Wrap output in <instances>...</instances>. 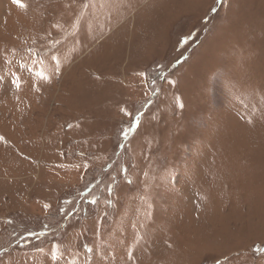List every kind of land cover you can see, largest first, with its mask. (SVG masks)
Here are the masks:
<instances>
[{
    "label": "rangeland",
    "instance_id": "obj_1",
    "mask_svg": "<svg viewBox=\"0 0 264 264\" xmlns=\"http://www.w3.org/2000/svg\"><path fill=\"white\" fill-rule=\"evenodd\" d=\"M43 222L53 241H16ZM262 246L264 0H0V264Z\"/></svg>",
    "mask_w": 264,
    "mask_h": 264
},
{
    "label": "trees",
    "instance_id": "obj_2",
    "mask_svg": "<svg viewBox=\"0 0 264 264\" xmlns=\"http://www.w3.org/2000/svg\"><path fill=\"white\" fill-rule=\"evenodd\" d=\"M129 136H130V133H128V132H126L124 134L120 132V136L119 137H121L120 139H122V138H128ZM122 151H123V149L121 147V144L120 143H117L115 153L116 154H120ZM111 163H113V161ZM101 177L102 176H96V177H94V179H92V181H87L89 183L87 184L86 188L82 192H79L78 193L76 199H81L83 196H85L87 194V192L89 190L93 189L101 181V179H100ZM64 201H65V199H63V200L61 199L60 205L57 208V213H59V214L67 206ZM75 221H78V220H75ZM50 223L51 222H43L39 226H34L35 228L32 231H36V234L31 235L30 238L31 239H35V241H39V240L45 239V238L48 239L46 241H53V240H49V239H54V236H52L51 234H49L52 231V226H51ZM61 225L62 226H67L63 222H61ZM54 233H56V232H54ZM61 233L62 232H59V234H61ZM42 235H46V236H42ZM35 237H38V238H35ZM27 244L32 245V246H35V243L34 242L33 243L32 242H27Z\"/></svg>",
    "mask_w": 264,
    "mask_h": 264
},
{
    "label": "snow or ice",
    "instance_id": "obj_3",
    "mask_svg": "<svg viewBox=\"0 0 264 264\" xmlns=\"http://www.w3.org/2000/svg\"><path fill=\"white\" fill-rule=\"evenodd\" d=\"M14 3H19L20 0H13ZM215 9H213L214 11ZM13 83H15L17 85V87H19V80L18 78L14 79ZM45 207H47V205H45ZM261 251H264V249H261Z\"/></svg>",
    "mask_w": 264,
    "mask_h": 264
}]
</instances>
